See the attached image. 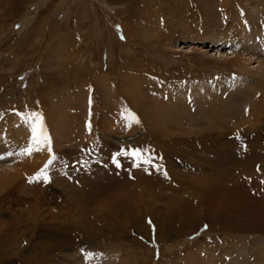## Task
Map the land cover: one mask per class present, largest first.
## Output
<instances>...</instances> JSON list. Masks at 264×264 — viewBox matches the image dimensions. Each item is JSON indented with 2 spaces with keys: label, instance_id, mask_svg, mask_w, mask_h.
<instances>
[{
  "label": "rangeland",
  "instance_id": "rangeland-1",
  "mask_svg": "<svg viewBox=\"0 0 264 264\" xmlns=\"http://www.w3.org/2000/svg\"><path fill=\"white\" fill-rule=\"evenodd\" d=\"M263 8L0 0V264H264Z\"/></svg>",
  "mask_w": 264,
  "mask_h": 264
},
{
  "label": "snow or ice",
  "instance_id": "snow-or-ice-1",
  "mask_svg": "<svg viewBox=\"0 0 264 264\" xmlns=\"http://www.w3.org/2000/svg\"><path fill=\"white\" fill-rule=\"evenodd\" d=\"M41 137H42V139H41ZM32 140H33L32 145H30L29 147H27V148H25L23 150L24 155L31 156L33 152H35V151H41L42 150L41 147H40L41 144H47L48 143V137L44 133V129H43L42 124L38 128L37 127H34L33 128V138H32ZM116 155L117 156H119V155H130L133 158H135L136 161H139L141 159L142 153H141V150L140 149H133L130 152L121 151L120 153H117ZM148 162L149 161H147V160L144 161V163H148ZM48 163L50 164L51 161H49ZM113 163H115L117 167H120L121 166L120 163H119V161L116 159L115 156L113 157ZM47 166L48 165L46 164L45 165V168ZM134 166L140 167V164L139 163H136ZM41 177L43 179H45V180L48 179V177H47V175H46V173L44 172L43 169H41L40 173H38V175L35 177V179L38 180Z\"/></svg>",
  "mask_w": 264,
  "mask_h": 264
},
{
  "label": "bare ground",
  "instance_id": "bare-ground-1",
  "mask_svg": "<svg viewBox=\"0 0 264 264\" xmlns=\"http://www.w3.org/2000/svg\"><path fill=\"white\" fill-rule=\"evenodd\" d=\"M264 9V8H263ZM254 15V14H253ZM257 25V24H256ZM258 37V38H257ZM257 39H260L261 40V45L258 43L257 44V42H256V40ZM264 48V34H258L256 37H254V36H252L251 34H250V49H251V51L252 52H255L259 57H263V55H262V53H260L261 51L260 50H262ZM257 50H258V52H257ZM262 60V59H261ZM260 62V66H262L264 63L262 62V61H259ZM234 64H236L235 62H234ZM250 77L252 78V79H255L254 81H257V83H259V82H261V83H263L262 81H263V79H264V73H262V74H260L259 76H258V78H256L251 72H250ZM264 85V84H263ZM236 89V88H235ZM235 96H237V95H235ZM232 97V96H231ZM254 98H255V96H253ZM253 97H251L250 96V107H251V109L252 110H257L259 107H262V105L264 104V100H263V98H264V94H263V96H262V100H263V102H262V100H261V102H255L254 101V99H253ZM235 98V97H234ZM237 99V101H240V97H236L235 98V100ZM242 101V100H241ZM233 104V103H232ZM249 104V103H248ZM227 105H230V104H227ZM176 107V106H175ZM226 109H228V108H226ZM229 109H231V108H229ZM226 111V110H225ZM232 112V111H231ZM234 114V113H233ZM12 171V168H10L9 167V169H7V168H3V169H1L0 170V172H4V173H9V172H11ZM11 180H12V176H10V175H0V187L1 188H5V187H8L9 185H10V183H11ZM44 250V249H43Z\"/></svg>",
  "mask_w": 264,
  "mask_h": 264
}]
</instances>
